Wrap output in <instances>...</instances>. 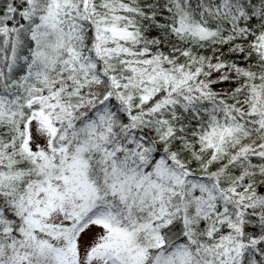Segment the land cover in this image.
<instances>
[{
	"label": "snow or ice",
	"instance_id": "6c2138e0",
	"mask_svg": "<svg viewBox=\"0 0 264 264\" xmlns=\"http://www.w3.org/2000/svg\"><path fill=\"white\" fill-rule=\"evenodd\" d=\"M0 264H264V0H0Z\"/></svg>",
	"mask_w": 264,
	"mask_h": 264
}]
</instances>
